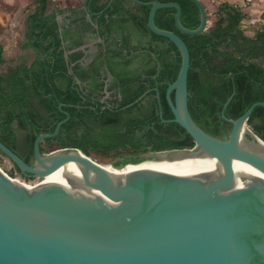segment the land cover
Returning <instances> with one entry per match:
<instances>
[{"label": "water", "instance_id": "water-1", "mask_svg": "<svg viewBox=\"0 0 264 264\" xmlns=\"http://www.w3.org/2000/svg\"><path fill=\"white\" fill-rule=\"evenodd\" d=\"M92 1L52 14L67 55L84 51V66L104 42L95 33ZM129 1L151 6L150 30L171 40L181 54L178 76L166 90L174 117L164 121L182 126L195 146L148 153L119 166L113 165V158L88 156L78 148L47 147L48 152L41 153L40 143L55 137L69 115L52 133L36 137L33 164L0 141V151L22 173L41 178L29 188L0 167V264H264V140L248 124L264 101L253 103L236 119L227 118L224 112L234 92L222 109V117L232 125L228 136L206 132L189 109L188 45L155 21L159 9L173 7L177 29L199 35L209 28L206 7L192 0L201 23L187 28L178 2ZM77 15L92 29L84 34L83 44L74 46ZM117 41L118 27L104 45ZM160 113L163 116L161 107ZM51 174L63 182H44Z\"/></svg>", "mask_w": 264, "mask_h": 264}, {"label": "trees", "instance_id": "trees-1", "mask_svg": "<svg viewBox=\"0 0 264 264\" xmlns=\"http://www.w3.org/2000/svg\"><path fill=\"white\" fill-rule=\"evenodd\" d=\"M157 1L178 2L182 7L183 25L187 28L200 25V10L192 0ZM108 2L93 0L91 3L97 24L95 33L104 42L99 44L87 66L83 63L84 51L67 55L69 49L63 44L56 15L46 13L48 0H35V10L29 16L25 47L33 48L37 54L30 65L24 61L5 69L7 61L0 44V141L24 161L28 162L33 156L36 137L52 133L67 115L69 120L59 133L40 143L41 153H47V147L51 151L78 148L88 156L96 153L113 158V165L119 166L140 161L148 153L195 146L182 126L164 121L174 117L166 90L181 67L177 46L150 30L151 6L115 0L103 14L97 15ZM175 14L173 7L159 9L156 24L175 31L188 45L190 112L201 128L219 137L230 125L221 113L234 92L224 112L227 118L236 119L253 103L264 101V27L254 36L247 35L242 27L245 13L229 2L217 7L213 25L199 35L181 33L175 25ZM75 22L78 31L71 37L76 40L73 45L78 46L84 43V34L90 32L92 26L83 15H77ZM116 27L119 41L105 46ZM130 29L136 34L134 43ZM134 60L146 63L147 67H139L134 75L119 73V101H101L104 87L101 81L95 82L92 90L76 82V78L86 82L105 65L126 66ZM248 124L264 140V106L255 107ZM13 165L21 173L19 167ZM33 178V175L25 177Z\"/></svg>", "mask_w": 264, "mask_h": 264}, {"label": "crops", "instance_id": "crops-1", "mask_svg": "<svg viewBox=\"0 0 264 264\" xmlns=\"http://www.w3.org/2000/svg\"><path fill=\"white\" fill-rule=\"evenodd\" d=\"M35 0H0V44L4 47V57L7 68L26 61L30 65L36 58V51L31 47H25V31L29 16L35 10V3L28 9L30 3ZM88 0H48L47 14L78 9L87 6ZM210 15V9L217 8L223 2H229L239 6L245 13L244 21L250 19L251 23L263 22L264 0H200ZM249 35V34H248ZM253 35L250 36H254ZM19 48L18 56L12 52Z\"/></svg>", "mask_w": 264, "mask_h": 264}, {"label": "flooded vegetation", "instance_id": "flooded-vegetation-1", "mask_svg": "<svg viewBox=\"0 0 264 264\" xmlns=\"http://www.w3.org/2000/svg\"><path fill=\"white\" fill-rule=\"evenodd\" d=\"M130 32L132 33V41L134 43V42L137 41V38L135 36L136 35L135 34V31L133 29H130ZM84 61L85 60L83 59V62ZM139 67H145L146 68L147 67V64L146 63H143V62H141L139 60H134L131 64L126 65V66L115 65V66H113V68H110V67H107L105 65V66L99 68V71H98L99 74L93 73V77H89L86 82H82L78 78H76V82L81 87L86 86L88 88V90L94 89V83L95 82H97V81L103 82L104 83V87H103L102 93H101V101L102 102H106V103H111L114 100L119 101V97L121 96V94L119 93V73L125 72V74L134 75V72ZM93 70H91V72ZM142 97L143 96H141V98ZM145 104L147 105V103H145ZM211 107H214V106L212 105ZM228 124H230V123H228ZM231 128H232V125L231 124L228 125L227 132H224L219 137L220 138H226L228 136ZM20 152H23V151L21 150ZM27 163H29V164H33L34 163V153H33V156L28 159V162ZM12 166H13V171H14L15 170V167H14L13 164H12ZM15 174H17L18 176H20L22 178L32 176L30 174H25V173H22V172L20 173V172H18L16 170H15Z\"/></svg>", "mask_w": 264, "mask_h": 264}, {"label": "rangeland", "instance_id": "rangeland-1", "mask_svg": "<svg viewBox=\"0 0 264 264\" xmlns=\"http://www.w3.org/2000/svg\"><path fill=\"white\" fill-rule=\"evenodd\" d=\"M35 3V1L33 3H30V6L28 7V9H31L33 4ZM217 8H212L210 9L209 13V18H210V22H209V27L213 25L214 21L216 20V16H215V12H216ZM242 27L245 31V33L249 36L253 35L254 33H256L258 30L262 29L264 27V23L259 21V22H255V23H251L250 19L243 21ZM21 50H19V48H16L12 53L15 54V56H18L20 54ZM7 68V65H5V69ZM0 167L11 177L16 178V177H20L17 174H15L13 172V166L12 163L9 161L8 158H6L5 156H3L0 153ZM31 181H33V183L37 184L41 181V178H36L34 177L33 179H30Z\"/></svg>", "mask_w": 264, "mask_h": 264}, {"label": "bare ground", "instance_id": "bare-ground-1", "mask_svg": "<svg viewBox=\"0 0 264 264\" xmlns=\"http://www.w3.org/2000/svg\"><path fill=\"white\" fill-rule=\"evenodd\" d=\"M44 182L46 181H57V182H63V178L59 175H55V174H51V175H48L46 176L44 179H43ZM27 187L29 188H32L33 186H29V185H26Z\"/></svg>", "mask_w": 264, "mask_h": 264}, {"label": "built area", "instance_id": "built-area-1", "mask_svg": "<svg viewBox=\"0 0 264 264\" xmlns=\"http://www.w3.org/2000/svg\"><path fill=\"white\" fill-rule=\"evenodd\" d=\"M15 179L23 182L25 185H29V186H34L35 183H33V181H31L30 179H25V178H22V177H16Z\"/></svg>", "mask_w": 264, "mask_h": 264}]
</instances>
